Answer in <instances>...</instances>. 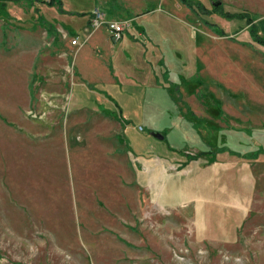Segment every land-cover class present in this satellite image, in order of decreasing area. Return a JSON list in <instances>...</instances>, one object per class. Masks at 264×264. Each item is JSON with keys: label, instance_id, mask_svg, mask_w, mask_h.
Instances as JSON below:
<instances>
[{"label": "rangeland", "instance_id": "374dc122", "mask_svg": "<svg viewBox=\"0 0 264 264\" xmlns=\"http://www.w3.org/2000/svg\"><path fill=\"white\" fill-rule=\"evenodd\" d=\"M46 1H0V264H264V0H135L113 57Z\"/></svg>", "mask_w": 264, "mask_h": 264}, {"label": "crops", "instance_id": "0c3cea01", "mask_svg": "<svg viewBox=\"0 0 264 264\" xmlns=\"http://www.w3.org/2000/svg\"><path fill=\"white\" fill-rule=\"evenodd\" d=\"M60 1H61L60 6L59 7L57 6L58 13L59 14H67L68 16L73 18L72 21L74 24H71L70 28L74 29V30H76L75 25L77 24L75 21V18H74V17H76V19H78V24H79V25L77 24V27L83 31L90 30V27H89L90 13H91V10L98 5H101L103 8L107 7L108 10L105 8L106 12H107L106 14H107V17L110 19L129 18V15H132L134 13L137 14L136 12H137V9H139V8L136 5L140 6V3L137 4V2H135V0H130V2H128V3L124 0H91L94 7H91V9H89L88 11H85V10H82V7H79V6L75 7V9H73V8L68 9V7L65 8L64 7L65 2L62 0H60ZM131 8H133L132 11L130 10ZM77 14H87V15H86L85 20H82L81 17L76 16ZM132 25H133V27H135L137 29V31H139V33L146 29V26H144L142 24V28H141L140 23H137L134 21H132ZM138 27H140L141 29H138ZM126 32H127V30H126ZM72 34H76V33H72ZM90 35H91L90 38L93 39V37H95V40L97 42V45H94L93 48L94 49H100V51L105 52L106 54L111 55L112 57L114 56V54H116L117 47L119 45H121L120 40L114 41L111 38L109 32L106 30L105 27L100 28L99 30H97L95 32H91ZM123 36H124V33H123L122 37ZM114 43L116 46L114 45ZM81 44H83V43H81ZM69 45L70 44H67L66 47H71V45L70 46ZM66 47L63 50L65 52L67 50Z\"/></svg>", "mask_w": 264, "mask_h": 264}, {"label": "built area", "instance_id": "2783aa9c", "mask_svg": "<svg viewBox=\"0 0 264 264\" xmlns=\"http://www.w3.org/2000/svg\"><path fill=\"white\" fill-rule=\"evenodd\" d=\"M104 26L114 41L121 39L123 33L129 26V20L109 19L106 12L99 6L94 7L90 13L89 27L91 30ZM73 44L77 43L76 37L71 40Z\"/></svg>", "mask_w": 264, "mask_h": 264}, {"label": "trees", "instance_id": "16d2710c", "mask_svg": "<svg viewBox=\"0 0 264 264\" xmlns=\"http://www.w3.org/2000/svg\"><path fill=\"white\" fill-rule=\"evenodd\" d=\"M2 3H5L6 1H10V0H0ZM48 4H52V3H55V2H57V6L59 7L60 6V4H61V1L60 0H50V1H46ZM182 2L183 3H185V4H187V5H189V7H192V3L191 2H189V1H187V0H182ZM241 12H243V11H239V12H236V14H242ZM233 13H235V12H233ZM238 19H242V18H238ZM254 28V27H253ZM255 29V28H254ZM253 29V32L255 31ZM258 41H260V39H258ZM257 150L254 152V153H252V152H250L249 154H247V157H253V158H255V157H257L258 155H259V153L261 152V153H263L264 152V147H261V146H259V147H257L256 148ZM223 151V150H222ZM219 153L221 152V150H219L218 151ZM232 155H235V156H238V157H240V156H242V154H240L239 152H237V151H233L232 153H231Z\"/></svg>", "mask_w": 264, "mask_h": 264}, {"label": "water", "instance_id": "95a60500", "mask_svg": "<svg viewBox=\"0 0 264 264\" xmlns=\"http://www.w3.org/2000/svg\"><path fill=\"white\" fill-rule=\"evenodd\" d=\"M219 3L220 2H216L215 4L217 5ZM151 135L154 136L155 138L159 139V140L163 139V135L159 132H151Z\"/></svg>", "mask_w": 264, "mask_h": 264}]
</instances>
